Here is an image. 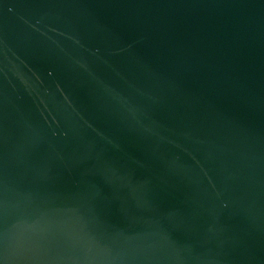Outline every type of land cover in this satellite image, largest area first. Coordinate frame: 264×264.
<instances>
[{
    "label": "water",
    "instance_id": "1",
    "mask_svg": "<svg viewBox=\"0 0 264 264\" xmlns=\"http://www.w3.org/2000/svg\"><path fill=\"white\" fill-rule=\"evenodd\" d=\"M0 264H264V0H0Z\"/></svg>",
    "mask_w": 264,
    "mask_h": 264
}]
</instances>
